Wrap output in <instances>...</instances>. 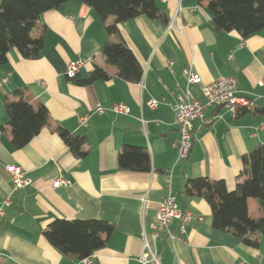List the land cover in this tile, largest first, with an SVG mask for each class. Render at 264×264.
I'll use <instances>...</instances> for the list:
<instances>
[{"label":"crops","instance_id":"0c3cea01","mask_svg":"<svg viewBox=\"0 0 264 264\" xmlns=\"http://www.w3.org/2000/svg\"><path fill=\"white\" fill-rule=\"evenodd\" d=\"M154 1L165 9L166 24L146 15L119 23L143 68L137 82L116 76L114 66L99 53L109 36L94 10L79 0L42 13L32 32L43 40L40 57L26 59L12 48L0 63V80L9 73L0 85V250L7 256L3 264H85L84 257L64 254L44 238L54 218L112 221L115 227L104 245L89 255L91 264H136L143 237L151 232L159 201L168 192L192 218L179 240L161 235L155 241L159 264H264V234L257 245L244 244L211 226L210 208L203 199L182 192L188 178L199 176L221 179L232 190L242 169L241 156L264 143V87L257 85L264 76V31L247 37L236 31L213 32L207 0ZM111 21L113 17L106 19ZM76 59L82 65L68 78L66 66ZM95 65L107 72V79L85 81ZM185 68L196 72L202 83L233 77L238 91L258 98L252 111L206 108L205 120L194 122L188 156L177 160L178 131L170 103L176 86L185 84ZM199 87L190 86L204 101ZM21 94L34 107H46L49 125L14 148L3 100ZM151 98L159 100L155 108L146 104ZM118 103L129 112H94L98 104L107 108ZM84 113L87 122L80 124L78 117ZM58 125L87 138L84 157L76 158L62 142L55 132ZM125 145L148 152L149 171L118 169L117 155ZM10 164L21 166L31 179L29 186L12 189L5 169ZM58 177L69 184L54 186ZM6 196L8 205L3 204ZM247 210L251 217L259 215L253 198L247 199ZM170 228L177 232L179 221L174 219Z\"/></svg>","mask_w":264,"mask_h":264},{"label":"trees","instance_id":"16d2710c","mask_svg":"<svg viewBox=\"0 0 264 264\" xmlns=\"http://www.w3.org/2000/svg\"><path fill=\"white\" fill-rule=\"evenodd\" d=\"M66 1L0 0V63L6 61L12 48L26 59L40 57L43 40L40 35L32 36V32L42 13ZM79 1L89 5L103 23L109 39L100 46L99 53L114 66V74L125 81H139L142 65L121 35L119 23L146 15L166 24L165 9L154 0ZM207 3L212 11L210 25L213 32L236 31L247 37L264 31V0H207ZM108 17H113V21L106 23ZM107 77V72L95 65L85 81ZM3 103L14 148L24 146L49 125L46 107L42 104L34 107L23 94L14 100L4 97ZM55 132L76 158L85 156L88 149L85 136L70 133L59 125ZM241 162L242 169L232 190H228L221 179L199 176L188 178L182 192L185 197L196 196L208 204L213 228L231 233L244 244L255 246L259 236L264 234V143L243 154ZM117 165L120 170L147 172L150 170L149 154L142 147L125 145L118 152ZM248 198H253L256 203L257 217L248 214ZM114 227V223L107 219L54 218L42 234L62 253L82 258L103 246Z\"/></svg>","mask_w":264,"mask_h":264},{"label":"built area","instance_id":"2783aa9c","mask_svg":"<svg viewBox=\"0 0 264 264\" xmlns=\"http://www.w3.org/2000/svg\"><path fill=\"white\" fill-rule=\"evenodd\" d=\"M172 27L171 22L168 24ZM82 65L81 59L71 60L66 66V76L73 78L80 66ZM185 76L184 86L177 85L175 93V101L170 103L173 111L172 122L178 131V138L175 142L177 151V160H184L188 156L192 146L194 122L197 120H205V110L208 107H223L235 113L238 110H256L258 96L253 94L241 93L236 88V83L233 77H222L210 83H202L200 77L196 72L188 68L183 69ZM9 73L0 80V85L7 80ZM44 84V83H43ZM192 84H200V93L204 101H200L195 97L191 91ZM257 85L264 87V76L258 81ZM159 103L157 99H149L146 104L149 108H155ZM112 111L114 113L127 114L129 107L125 104H113L110 107H103L96 105L94 112L104 113ZM88 115L86 113L79 115L78 121L80 124L87 122ZM9 174L12 189L25 188L30 185L31 179L28 178L21 166L10 164L5 167ZM53 185H67L69 181L58 177L53 180ZM10 203V197L6 196L3 200L4 205ZM2 211L0 210V215ZM192 218V214L186 210H181L176 204L174 194L168 192L159 201L158 211L154 221L150 224L151 232L143 237V252L136 258V264H159L155 251V241L161 235L169 236L170 238L179 240L181 234L185 232V224ZM201 219V217H198ZM176 219L179 221V229L173 232L170 228L172 221ZM7 256L0 250V264H3ZM85 264H91L92 261L89 256L81 259Z\"/></svg>","mask_w":264,"mask_h":264}]
</instances>
